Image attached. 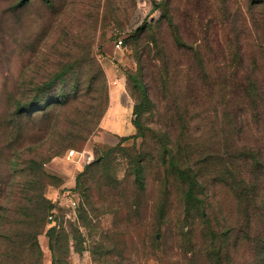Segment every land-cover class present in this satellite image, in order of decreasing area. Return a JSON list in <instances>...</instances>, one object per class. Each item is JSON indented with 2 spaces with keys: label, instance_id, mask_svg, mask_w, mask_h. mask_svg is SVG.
<instances>
[{
  "label": "rangeland",
  "instance_id": "obj_1",
  "mask_svg": "<svg viewBox=\"0 0 264 264\" xmlns=\"http://www.w3.org/2000/svg\"><path fill=\"white\" fill-rule=\"evenodd\" d=\"M22 1L0 0V199L24 197L11 174L54 123L72 142L44 155L59 207L42 264H264V0ZM74 85L75 104L19 115ZM118 85L135 128L108 143L102 97ZM66 187L75 212L58 204ZM23 255L0 245L4 261Z\"/></svg>",
  "mask_w": 264,
  "mask_h": 264
},
{
  "label": "trees",
  "instance_id": "obj_2",
  "mask_svg": "<svg viewBox=\"0 0 264 264\" xmlns=\"http://www.w3.org/2000/svg\"><path fill=\"white\" fill-rule=\"evenodd\" d=\"M25 1L29 0H23L22 3ZM254 2H256V0H254ZM126 40L127 39L124 37V45ZM92 85L93 84H90V91L92 90ZM141 88H143V99L144 101H147L149 98L148 89L146 86L142 85ZM106 90L105 96L102 97V99L104 104L109 105V93L108 89ZM57 92L58 94L54 96V99L48 97L45 100L39 99L36 103H28L22 106L19 110V115L28 114L31 118L41 117L42 119H45L47 113L51 109L57 111L62 107L75 104L79 99L81 91L77 88V85H74L72 89L66 91L58 88ZM43 102H46L43 104L44 106L42 105ZM107 108L108 106L106 107V110ZM40 111L42 114L39 116ZM40 121L42 122L41 119ZM52 128L54 131L53 134L48 136V148H39L35 155L27 158L26 166L20 172L21 174H11L13 179L20 181L19 183L22 181V188L19 189L20 192L24 194V197H21L20 199H8L6 197H2L0 199V245L4 243L7 237L10 239H12V237L16 238L19 244L22 245V249L25 254L21 260L22 264H42V250L39 245L38 236L46 230L48 223L47 217L53 207L51 201L46 197V187L49 183L48 178L50 175L43 166V162L46 161L44 155L47 157L58 155L60 153V149L72 144V142L69 143L70 137H64L59 131L58 122L54 123ZM40 140H45V137L43 136ZM15 170L17 171L16 168ZM13 186L14 184H11L9 188H14ZM2 187L3 186L0 185L1 190ZM35 191L37 195L34 199L28 196L31 192L35 193ZM13 204L15 205L14 207H16V211L14 213L11 211L14 209L12 208ZM9 219H11L9 223H21V225L17 228V231H15L14 226H10L9 229H7L6 225L8 224ZM259 245L262 247H260L261 251L259 250L258 256L260 258H264V240L259 243L258 246ZM0 264L15 263L13 261H4V259L0 258ZM217 264H221V262L218 261Z\"/></svg>",
  "mask_w": 264,
  "mask_h": 264
},
{
  "label": "crops",
  "instance_id": "obj_3",
  "mask_svg": "<svg viewBox=\"0 0 264 264\" xmlns=\"http://www.w3.org/2000/svg\"><path fill=\"white\" fill-rule=\"evenodd\" d=\"M107 73L115 79L117 71L114 67L108 66ZM124 92L122 85L111 88L109 106L101 123V135L98 136L101 141L114 143L119 137L128 136L134 132L130 102Z\"/></svg>",
  "mask_w": 264,
  "mask_h": 264
},
{
  "label": "built area",
  "instance_id": "obj_4",
  "mask_svg": "<svg viewBox=\"0 0 264 264\" xmlns=\"http://www.w3.org/2000/svg\"><path fill=\"white\" fill-rule=\"evenodd\" d=\"M116 39H115V46L117 49L121 50L124 49L125 45H124V35L122 33L116 32ZM118 81H113L114 84H117ZM77 156V152L75 150H70L68 153V158L71 157H75ZM76 191L74 192L72 190V188L66 187L63 190V193L60 196V200L58 201V204L60 205V203H64V202H71L72 205H69L72 207L73 212L76 211V207L78 206L79 202H77V196H76V200L74 199L75 195H76ZM57 204V203H56ZM58 205L52 209L51 214H50V218H52L53 216L56 215L57 211H58Z\"/></svg>",
  "mask_w": 264,
  "mask_h": 264
}]
</instances>
